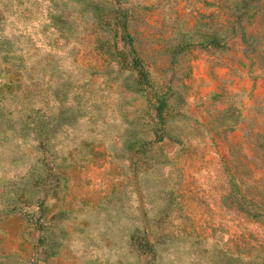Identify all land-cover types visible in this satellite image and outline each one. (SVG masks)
Listing matches in <instances>:
<instances>
[{
	"label": "rangeland",
	"instance_id": "obj_1",
	"mask_svg": "<svg viewBox=\"0 0 264 264\" xmlns=\"http://www.w3.org/2000/svg\"><path fill=\"white\" fill-rule=\"evenodd\" d=\"M0 264H264V0H0Z\"/></svg>",
	"mask_w": 264,
	"mask_h": 264
}]
</instances>
